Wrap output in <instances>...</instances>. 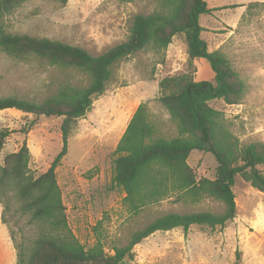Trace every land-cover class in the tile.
I'll list each match as a JSON object with an SVG mask.
<instances>
[{
  "label": "rangeland",
  "instance_id": "374dc122",
  "mask_svg": "<svg viewBox=\"0 0 264 264\" xmlns=\"http://www.w3.org/2000/svg\"><path fill=\"white\" fill-rule=\"evenodd\" d=\"M205 1L217 8L200 18L208 50L224 53L244 84L238 103L215 100L211 106L219 111L223 128L241 144L264 142V0ZM152 9L148 0H23L1 22L10 33L56 39L99 54L126 38L131 15ZM173 39V51L145 48L119 61L106 90L93 99L91 108L74 122L67 136L66 152L55 168L56 180L68 225L86 248L99 241L111 253L113 247L127 244L134 230L164 213L223 209L219 200L210 197L192 203L169 196L130 213L123 204V190L111 186L114 148L140 102H146L159 135H177L176 125L158 100L159 79L179 72L191 73L195 80L213 77L206 59L189 61L183 39ZM66 82L83 85L88 76L34 54L17 58L0 48V97L13 95L41 102ZM127 109L128 120L119 133L112 130L102 138L82 136L85 128L90 133L109 118L108 125L116 113ZM30 119L34 123L24 132ZM62 119L1 109L0 130L7 128L10 133L0 151V164L7 153L25 142L30 172H44L63 147ZM188 163L198 176L213 178L217 162L211 153L192 151ZM233 191L236 214L224 227L211 230L193 225L185 232L180 227L155 231L133 246V257L125 258L123 264H264V194L240 178ZM0 204L17 258L25 262L41 223L20 211L11 191L0 198Z\"/></svg>",
  "mask_w": 264,
  "mask_h": 264
},
{
  "label": "trees",
  "instance_id": "16d2710c",
  "mask_svg": "<svg viewBox=\"0 0 264 264\" xmlns=\"http://www.w3.org/2000/svg\"><path fill=\"white\" fill-rule=\"evenodd\" d=\"M148 1L153 3L152 11L129 17L124 40L102 53L92 54L60 40L7 32L1 20L23 0H0L3 51L17 58L34 54L52 65L88 76L83 85L61 84L41 102L13 95L0 97V110L16 108L36 116L63 117L60 124L63 147L44 172L38 175L30 172V153L25 142L16 151L7 153L0 164V198L11 191L20 211L42 226L27 260L22 262L18 256L17 264H123L125 258L133 257V246L155 231L180 227L185 232L193 225L211 230L224 227L236 214L233 186L237 178L264 194V142L241 144L223 128L219 111L211 106L215 100L238 103L244 92V84L227 56L218 49L208 50L202 37L204 27L200 17L217 8L209 7L205 0ZM173 37L183 39L189 61L206 59L213 77L195 80L191 73L179 72L159 79L158 100L176 125L177 135L171 138L159 135L146 102H140L114 148L111 186L123 190V204L130 213L169 196L192 203L210 197L219 200L223 209L164 213L134 230L127 244L113 247L111 253L99 241L86 248L68 225L56 180L55 168L66 152L67 136L74 122L91 108L93 99L106 90L119 61L145 48L165 50ZM33 123L30 119L23 131ZM9 133L7 128L0 130V151ZM192 151L213 155L217 162L213 178L196 174L188 163Z\"/></svg>",
  "mask_w": 264,
  "mask_h": 264
},
{
  "label": "crops",
  "instance_id": "0c3cea01",
  "mask_svg": "<svg viewBox=\"0 0 264 264\" xmlns=\"http://www.w3.org/2000/svg\"><path fill=\"white\" fill-rule=\"evenodd\" d=\"M211 7V6H209ZM201 18V17H200ZM175 40L168 44L166 50L173 51ZM0 264H17V251L10 232L9 225L2 219V206L0 204Z\"/></svg>",
  "mask_w": 264,
  "mask_h": 264
},
{
  "label": "bare ground",
  "instance_id": "6f19581e",
  "mask_svg": "<svg viewBox=\"0 0 264 264\" xmlns=\"http://www.w3.org/2000/svg\"><path fill=\"white\" fill-rule=\"evenodd\" d=\"M128 110V109H127ZM129 110L128 111H120L118 113L115 114V117L113 118L112 121H110L108 123V125H105L106 122L109 121V118H107V120H101L102 122L99 124V126L97 127V129H91V132L90 133H86L88 130H86V128L84 129L83 133H82V136H91V135H94V136H97L99 138H102L104 137L105 135H107V133L109 131H112V130H117V133H119L121 131V128L123 127L124 125V122L126 121L127 117L129 116L128 115ZM105 117V116H104ZM128 120V119H127ZM123 131V130H122ZM96 137V138H97ZM95 140V139H94ZM93 143V142H92ZM91 143V144H92ZM89 147V146H88ZM87 147V148H88ZM85 152V151H84ZM83 152V153H84ZM260 207V206H259ZM263 207V206H262ZM258 212V211H257ZM261 213V211H260ZM264 213V212H263ZM243 218V217H242ZM257 218V216H256ZM261 218V217H260ZM247 220V219H246ZM255 223V222H254ZM261 223V222H260ZM264 224V223H263ZM252 233V232H251ZM249 234V233H248ZM254 235V234H253Z\"/></svg>",
  "mask_w": 264,
  "mask_h": 264
}]
</instances>
